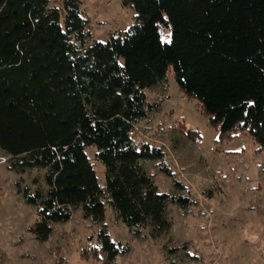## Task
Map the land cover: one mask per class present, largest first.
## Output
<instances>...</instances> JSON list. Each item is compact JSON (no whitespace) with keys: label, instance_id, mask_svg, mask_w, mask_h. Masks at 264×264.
<instances>
[{"label":"trees","instance_id":"obj_1","mask_svg":"<svg viewBox=\"0 0 264 264\" xmlns=\"http://www.w3.org/2000/svg\"><path fill=\"white\" fill-rule=\"evenodd\" d=\"M56 1L0 0V154L18 176L44 170L34 189L15 183L36 209L29 231L46 241L77 208L102 224L107 206L136 237L168 236L169 205L195 201L175 179L160 192L147 171L154 162L173 176L164 151L133 136L156 107L145 90L164 89L170 72L219 139L247 134L264 153V0H121L134 22L105 42L93 40L82 0ZM129 250L103 224L89 253L116 264Z\"/></svg>","mask_w":264,"mask_h":264},{"label":"rangeland","instance_id":"obj_2","mask_svg":"<svg viewBox=\"0 0 264 264\" xmlns=\"http://www.w3.org/2000/svg\"><path fill=\"white\" fill-rule=\"evenodd\" d=\"M50 3L60 6L56 0ZM82 9L93 40L100 42L134 22V9L121 0H82ZM145 93L156 107L135 125L134 139L161 148L173 176L154 162L146 163L147 171L160 192H173L175 179L195 201L187 209L169 205V235L136 237L106 206L102 224L84 218L77 208L67 221L53 223L50 237L39 242L29 231L36 209L24 202L15 183L21 178V186L34 189L44 183V170L18 176L0 154V264H101L89 250L103 224L113 241L130 248L116 264H264V153L247 134L219 139L209 117L180 92L170 72L164 89ZM95 151V146L85 148L103 185L104 169Z\"/></svg>","mask_w":264,"mask_h":264},{"label":"built area","instance_id":"obj_3","mask_svg":"<svg viewBox=\"0 0 264 264\" xmlns=\"http://www.w3.org/2000/svg\"><path fill=\"white\" fill-rule=\"evenodd\" d=\"M130 134H132V132H130ZM3 161H5V159H3Z\"/></svg>","mask_w":264,"mask_h":264}]
</instances>
